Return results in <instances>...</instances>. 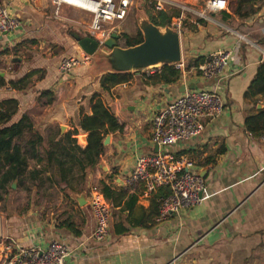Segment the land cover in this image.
Listing matches in <instances>:
<instances>
[{
	"label": "crops",
	"instance_id": "crops-1",
	"mask_svg": "<svg viewBox=\"0 0 264 264\" xmlns=\"http://www.w3.org/2000/svg\"><path fill=\"white\" fill-rule=\"evenodd\" d=\"M51 1L0 0L21 23L16 34L0 36V78L7 84L0 88V103L16 101L17 114L9 125L27 116L33 130L24 136L42 138L40 153L53 149L48 161H53L55 178L53 222L34 216L20 222L10 219L8 236L25 247L66 244L74 251L68 264H264V144L246 126L248 118L264 112V94L250 92L264 64V0H258V14L246 21L228 9L211 14H220L218 20L195 18L188 29L184 24L180 31L183 63L193 67L179 69L178 82H162L160 68L133 74L128 83L109 93L100 82L107 73L98 71L94 61L69 75L60 73L64 59L84 52L69 32V38L67 32L63 37L64 32L53 25L64 23L53 16ZM62 13L82 20L81 33L88 34L89 15L70 8ZM121 29L122 25L120 37ZM29 41L36 44L22 46ZM238 45L239 54L225 80L207 81L196 74L197 63ZM31 74L35 76L26 90L9 85ZM183 85L219 94L224 112L202 119L205 128L200 137L160 148L153 140V121L183 95ZM45 92L50 94L42 96ZM94 94L105 98L124 130L110 132L104 139L105 143L109 137L104 154L90 163L85 154L90 132L82 131L79 123L92 116ZM160 152L193 161L206 186L202 205L164 221H159L163 192L149 196L142 185L127 184L137 158ZM104 187L111 194V199L106 198L111 205L109 236L98 243L93 238L95 220L89 202L93 193L103 194ZM67 220L76 225L79 237L60 227Z\"/></svg>",
	"mask_w": 264,
	"mask_h": 264
},
{
	"label": "built area",
	"instance_id": "built-area-1",
	"mask_svg": "<svg viewBox=\"0 0 264 264\" xmlns=\"http://www.w3.org/2000/svg\"><path fill=\"white\" fill-rule=\"evenodd\" d=\"M52 4L56 16L65 8L89 15L91 21L87 27L88 34L98 42L99 48H103L128 19L135 0H52ZM154 5L157 13L166 10L165 3L161 0ZM228 9V0H209L205 12L200 16ZM20 28L19 18L10 7L0 3V36L16 34ZM177 30L181 31L180 26ZM240 48L238 45L234 49L209 55L195 67L196 74L207 81L225 80ZM92 62L93 57L84 53L80 57L64 59L59 71L63 75H69L77 68L90 66ZM174 67L178 70L187 68L183 61ZM224 109V101L219 94L187 89L185 94L156 115L153 121V140L158 147L168 148L198 138L205 128L202 119L217 118L223 114ZM260 140L264 144V137ZM127 184L142 185L145 194L149 196L161 188L170 190V196L159 202V221L200 206L206 198L205 181L196 171L195 163L186 158L175 160L167 153L137 158ZM89 203L95 220L93 238L96 242L103 243L109 236L110 202L103 194L95 192ZM73 255L74 251L68 245L58 242H52L45 248L25 247L8 236L0 237V264H68ZM174 263L175 261L172 264Z\"/></svg>",
	"mask_w": 264,
	"mask_h": 264
},
{
	"label": "trees",
	"instance_id": "trees-1",
	"mask_svg": "<svg viewBox=\"0 0 264 264\" xmlns=\"http://www.w3.org/2000/svg\"><path fill=\"white\" fill-rule=\"evenodd\" d=\"M258 0H236L230 4L231 12L242 21L249 20L259 12L257 8ZM147 17L157 27L165 28L171 26L174 18L180 19L181 11L174 9L171 14L168 8L162 12L153 14L151 10L146 13ZM199 22H202L201 19ZM81 33V32H80ZM71 37L75 40L73 34ZM83 37H90L89 34L81 33ZM76 41V40H75ZM144 41L143 35L139 32L137 37H132L128 34H122L118 42L121 48H130L142 44ZM30 44L35 45L33 41L24 42L22 46ZM202 62V61H199ZM199 65V63H197ZM197 65V66H198ZM192 65L187 66V70L192 69ZM160 79L167 84H174L181 78L182 73L172 66H164L161 69ZM34 74L27 76L18 83L11 82L9 85L17 91L26 90L31 84V79ZM133 74H105L100 77L101 86L105 93H109L115 86L128 83ZM7 84L4 79L0 78V88ZM250 92L253 95L264 94V64L259 67L257 77L252 82ZM50 92H45L42 96L49 95ZM18 103L16 101H5L0 103V190L4 193L14 192L13 184H20L24 177L29 172V159H33L37 164H40L43 159L41 157L40 148L42 147V138L30 141L24 149L17 142L22 139L25 133L32 132L33 124L27 116L16 124L9 125L17 114ZM92 116H85L79 123V128L84 132H90L89 145L85 150L88 161L94 162L104 154L106 148L104 139L110 132L123 131L124 127L119 124L117 118L112 113L111 108L107 104L105 98L100 94H94L91 99ZM246 126L251 134L256 138L264 137V112L259 116L248 118ZM78 132V131H77ZM97 162V161H96ZM34 179L40 175L39 171H33ZM64 179V177H63ZM163 192L162 198L170 196L171 192L168 188H161ZM103 194L107 199H111L110 189L103 188ZM61 228L67 229L75 236H80L76 225L71 221H64Z\"/></svg>",
	"mask_w": 264,
	"mask_h": 264
},
{
	"label": "rangeland",
	"instance_id": "rangeland-1",
	"mask_svg": "<svg viewBox=\"0 0 264 264\" xmlns=\"http://www.w3.org/2000/svg\"><path fill=\"white\" fill-rule=\"evenodd\" d=\"M156 1L158 0H135V4L130 11L128 19L124 24H122L121 31H124V33H121V35L128 34L132 37H137L139 35V32H141L138 24L140 18H147L146 13L148 12V10H151L153 14H156L154 5ZM161 1L165 3V9L168 8L171 14L174 13L175 8L181 11L182 17L180 19H173L170 27L173 30H177L178 26H180V30H182V26L184 24H187L185 29H188L191 25V20L201 17L200 15L205 12V8L209 0ZM228 1L229 4H231L234 0ZM51 5L53 6L52 1ZM219 15L220 14H205L204 18H207L209 20H218L216 17ZM53 16L55 17V14H53ZM55 18L61 20L62 23H64V26L62 27L53 23L55 27H58L60 31L62 30L64 32L62 35L63 37L65 35V32H67L66 38H69L68 32L71 34H76L84 29V26L82 25L83 21L79 18L67 16L62 12L58 17ZM83 34L87 33L83 32ZM155 69L156 68H153L149 71ZM32 140H35L34 137L27 134L17 143L24 149H26V145ZM48 148V150H50L51 147L49 146ZM40 151H42V148H40ZM50 152H41L42 157H44L45 159V163H43L42 165L40 164V168H37V163L33 159H29V172L24 177L22 183L16 184L14 192H9L6 194L0 190V220L2 222V236H8L7 223L10 219H13L15 222H20L22 219L28 220L29 217L34 216L35 219L39 221L53 222V182L55 178L53 177V161H48V158H53V149H51ZM50 154L52 155L50 156ZM33 171L40 172L38 178H33L31 174Z\"/></svg>",
	"mask_w": 264,
	"mask_h": 264
},
{
	"label": "water",
	"instance_id": "water-1",
	"mask_svg": "<svg viewBox=\"0 0 264 264\" xmlns=\"http://www.w3.org/2000/svg\"><path fill=\"white\" fill-rule=\"evenodd\" d=\"M139 27L143 35L142 44L121 48L118 46L120 35L113 34L103 48L92 37L73 34L80 49L93 57L94 67L107 74H143L149 70L160 69L164 66H176L183 61V46L181 33L170 26L157 27L149 18H140ZM165 31V32H163ZM98 56V57H97ZM160 67V68H159ZM155 69V70H156ZM105 75V74H104ZM193 85L188 90H195ZM187 91L186 85L180 89L182 94ZM109 137L104 146L108 145ZM204 179V176L200 174ZM16 183L13 184L15 189ZM2 236V222L0 220V237Z\"/></svg>",
	"mask_w": 264,
	"mask_h": 264
}]
</instances>
